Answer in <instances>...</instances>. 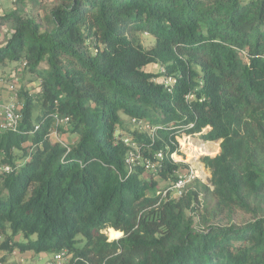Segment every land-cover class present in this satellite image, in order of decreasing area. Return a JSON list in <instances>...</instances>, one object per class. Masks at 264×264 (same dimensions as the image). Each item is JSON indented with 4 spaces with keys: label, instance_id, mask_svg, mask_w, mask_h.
I'll use <instances>...</instances> for the list:
<instances>
[{
    "label": "trees",
    "instance_id": "trees-1",
    "mask_svg": "<svg viewBox=\"0 0 264 264\" xmlns=\"http://www.w3.org/2000/svg\"><path fill=\"white\" fill-rule=\"evenodd\" d=\"M25 2L0 14V68L36 76L19 129L0 134V250L19 237L70 264H264V0H54L31 16ZM184 133L220 152L202 159L209 186L164 199L158 178L188 166L156 155Z\"/></svg>",
    "mask_w": 264,
    "mask_h": 264
},
{
    "label": "rangeland",
    "instance_id": "rangeland-1",
    "mask_svg": "<svg viewBox=\"0 0 264 264\" xmlns=\"http://www.w3.org/2000/svg\"><path fill=\"white\" fill-rule=\"evenodd\" d=\"M15 1H4V2L0 1V14L1 13L3 14V13L10 12V11L16 9L17 7H21V5H17V3H15ZM53 4H54V0H35V2H31L30 0H26V2H25V12L28 15H30V16L33 15V14H38V12H39L38 11V7L40 5L52 6ZM7 35H8L7 27L1 28L0 29V40H4L7 37ZM142 41H143V43H144V45L146 47H151V46H153L155 44V40L152 39L150 36H148L146 34L143 36ZM146 70L160 75L157 78L158 82H162L163 81V76L162 75L164 73V70L158 64H151V65L146 67ZM0 75H2V76H8V75L12 76V75H14L17 78H20L21 83L23 85L27 86V88L31 89V91L35 92V89H36L35 88L36 76L32 75L28 70L26 71L24 69V67H20V68L15 69V66L10 63V64H7L6 66L0 68ZM0 92L3 95V93L7 92V90L3 86H1L0 87ZM11 96L8 97V98L10 99ZM13 96H15V94ZM6 99L7 98H5L4 100H6ZM14 99H16V98H14ZM16 100L19 103L21 102L19 96H18V98ZM0 101H3V100L0 99ZM5 102H7V101H5ZM125 120L129 124V129L132 130V131L134 129H138L141 132H145V131L149 130L147 124L146 125L142 124V125L139 126V125L135 124L134 122L130 121L128 118H126ZM64 129H66L65 126H64ZM58 136H59V139L62 142H64L65 144H68V145L73 144L76 141V136L75 135H71L68 132H65L62 128L59 131ZM53 137L56 139L55 135H53ZM179 140H181V142L184 141L183 137L179 138ZM197 140H198V143L200 145H197V147H194V148H201L204 145H205L206 148H208V151H206V153L201 154L199 156V158H200V162L199 163L200 164L198 163V165H196L192 161V159L190 157V153H192L193 151L191 150V152H189L191 148L187 149V148L184 147V149L180 152V158H178V159H182L186 164H188V166H196V167L199 166L200 170H199L198 174L201 177H199L198 179H200L201 183L209 186L210 185L209 180H210V177H211L210 176V171L205 167L204 162L202 161V159L204 157L214 158L216 155H218L219 152H220L221 141H210V143H207V142L203 141L200 138V136H199V138ZM190 145L193 146L192 144H190ZM21 163H23V161H21ZM4 166H6V164H2L1 165V167H4ZM0 173H1V170H0ZM158 181L160 182V184L162 186L165 185V184H163L162 179L158 178ZM3 185L4 184L2 182V179L0 178V191H1V189H3ZM2 193H4V190H2ZM233 217H234L233 219H234V221L236 223H244V222L246 223V222H249V220L251 218L250 216L244 215L243 213H236V214H234ZM106 234H107L109 242H113L114 240L120 238V237L116 238V239L112 238L110 236V234L108 233V231H106ZM13 240L14 241L11 242V244H9L8 248L0 250V251H2V254H4L5 257H6L5 261L3 263H1V264H15L14 262H17V260L16 261L14 260L15 258H14V256H12V253H13L14 250H16V249L18 250L17 246H15V242L19 241L20 238L19 237H15ZM2 242H4V238L3 237L0 238V245L2 244ZM21 260H23V259H21ZM45 262H46V260L44 258H40L39 254H34L29 260L28 259L23 260L24 264H44Z\"/></svg>",
    "mask_w": 264,
    "mask_h": 264
},
{
    "label": "built area",
    "instance_id": "built-area-1",
    "mask_svg": "<svg viewBox=\"0 0 264 264\" xmlns=\"http://www.w3.org/2000/svg\"><path fill=\"white\" fill-rule=\"evenodd\" d=\"M4 1H15V0H0ZM20 78L12 76H2L0 75V87L3 86L6 88L7 92L10 93L11 98L7 102L0 101V134L6 132H16L19 129V125L22 119L21 108L22 102H17V98L19 96V88L21 86ZM166 84L171 85L174 84V80L172 78H168L166 80ZM171 91V88L169 89ZM15 94V96H13ZM13 97V98H12ZM16 98V99H14ZM21 101V100H20ZM56 125H66L69 123V118H60L59 116H55ZM38 126L36 130H38ZM53 135L56 136L57 141H61L56 132H53ZM200 134H182L177 138V149L171 153H165L163 151L158 152L156 155L157 160H163L166 157H169L173 163H185L180 158V152L184 149L183 144L179 138L183 137L184 141L187 144H192L193 147H197L200 145L198 143V138ZM62 142V141H61ZM205 146V145H204ZM197 149V148H196ZM141 160L140 153L138 152H130L127 158V164L129 165L130 170L132 171L136 164ZM197 162H200V158L197 159ZM147 167L152 169L155 168V165H150L147 162ZM186 164V163H185ZM200 164V163H199ZM188 166V164H187ZM199 166H188L183 172L178 173V178L169 184H165V191L163 192L164 199L169 198L170 200H176L183 197L187 189L201 176H199ZM1 171L9 173L11 172V168L9 166H5ZM200 180V179H199ZM72 260V256L66 252H58L51 255L44 264H70ZM16 264H24L23 260H19Z\"/></svg>",
    "mask_w": 264,
    "mask_h": 264
},
{
    "label": "crops",
    "instance_id": "crops-1",
    "mask_svg": "<svg viewBox=\"0 0 264 264\" xmlns=\"http://www.w3.org/2000/svg\"><path fill=\"white\" fill-rule=\"evenodd\" d=\"M5 94V95H4ZM11 95H10V93H8V92H4L3 93V95H2V93L0 92V99L1 100H3V101H8V100H10L8 97H10ZM5 98H7L6 100H4ZM0 264L1 263H3L4 261H5V259H6V257H5V255L4 254H2V251H0ZM35 253H33V252H25V253H21V252H19L17 249L16 250H14L13 251V253H12V256H14V260L16 261L17 260V262L19 261V260H21V259H23V260H25V259H30L33 255H34ZM39 256H40V258H44L45 260H47L51 255H47V254H45V253H41V254H39ZM17 262H14L15 264L17 263Z\"/></svg>",
    "mask_w": 264,
    "mask_h": 264
},
{
    "label": "bare ground",
    "instance_id": "bare-ground-1",
    "mask_svg": "<svg viewBox=\"0 0 264 264\" xmlns=\"http://www.w3.org/2000/svg\"><path fill=\"white\" fill-rule=\"evenodd\" d=\"M183 143V147L190 149L189 152H191V150L193 151L192 153H190V157L192 159V161L198 165L197 159L199 158V156L201 154L206 153V151H208V148H206L205 146L201 147V148H194L193 146H191L190 144L185 143V141H182ZM209 147V146H208ZM210 149V148H209Z\"/></svg>",
    "mask_w": 264,
    "mask_h": 264
},
{
    "label": "clouds",
    "instance_id": "clouds-1",
    "mask_svg": "<svg viewBox=\"0 0 264 264\" xmlns=\"http://www.w3.org/2000/svg\"><path fill=\"white\" fill-rule=\"evenodd\" d=\"M203 131L205 132V131H208V128H205V129H203ZM184 134H186V133H184ZM207 143H210V141H208ZM211 176V175H210Z\"/></svg>",
    "mask_w": 264,
    "mask_h": 264
},
{
    "label": "water",
    "instance_id": "water-1",
    "mask_svg": "<svg viewBox=\"0 0 264 264\" xmlns=\"http://www.w3.org/2000/svg\"><path fill=\"white\" fill-rule=\"evenodd\" d=\"M123 235H124V234L122 233V236H121V237H123ZM121 237H120V238H121ZM116 240H117V239H116Z\"/></svg>",
    "mask_w": 264,
    "mask_h": 264
}]
</instances>
